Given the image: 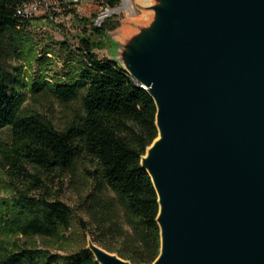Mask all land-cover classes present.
I'll return each instance as SVG.
<instances>
[{
	"label": "water",
	"instance_id": "water-1",
	"mask_svg": "<svg viewBox=\"0 0 264 264\" xmlns=\"http://www.w3.org/2000/svg\"><path fill=\"white\" fill-rule=\"evenodd\" d=\"M119 62L156 103L151 264H264V0H148ZM100 264H135L88 240Z\"/></svg>",
	"mask_w": 264,
	"mask_h": 264
},
{
	"label": "trees",
	"instance_id": "trees-1",
	"mask_svg": "<svg viewBox=\"0 0 264 264\" xmlns=\"http://www.w3.org/2000/svg\"><path fill=\"white\" fill-rule=\"evenodd\" d=\"M19 2L0 0V131L9 128L11 133L0 144V163L14 193L11 199L0 198V264H100L87 244L59 254L20 242V236L60 238L71 228L74 208L40 192L48 180L89 163L95 168H85L86 181L93 184L80 194L78 205L82 230L135 264H151L161 250L160 204L141 160L159 134L156 103L118 61L100 58L96 51L119 21L112 16L80 37L77 51L84 63L77 75L70 74L71 65L50 81L43 77L30 83L24 64L10 63L15 57L25 59L20 40L30 20L17 14ZM109 2L116 6L120 0ZM79 21L87 25L91 19ZM61 44L69 50L66 41ZM47 60V55L39 56L36 63L44 66ZM67 60L65 64L73 63L71 57ZM43 87L66 107L80 102L63 127L33 103L25 105ZM30 168L35 172L29 173Z\"/></svg>",
	"mask_w": 264,
	"mask_h": 264
},
{
	"label": "rangeland",
	"instance_id": "rangeland-1",
	"mask_svg": "<svg viewBox=\"0 0 264 264\" xmlns=\"http://www.w3.org/2000/svg\"><path fill=\"white\" fill-rule=\"evenodd\" d=\"M62 1L63 4L58 0V4L53 9L52 17L38 16L29 19L30 22L25 24L23 36L20 40V43L24 46L25 59L15 57L10 62L12 65L24 64V72L30 83L33 80L40 81L43 77L50 81L54 73L65 74L71 65L70 74L77 75L84 63L83 56L77 51L82 47L80 37L90 33L93 19L98 11V5L86 3L69 6L66 2L68 0ZM128 1L130 3L128 10L115 11L112 15L116 16L119 26L108 33V36L103 39L104 45L96 50L100 58L119 60L120 41L137 31L141 23L150 21L152 17L153 11L149 8L148 0ZM81 17L90 18V23L87 25L81 23L79 21ZM62 41L69 44V50L62 46ZM43 55L48 57L47 64L44 66L37 65L36 58ZM70 57L73 63L65 64V61H68L67 58ZM56 80L63 81V78H56ZM31 96V99L25 105L33 103L43 114L51 117L58 127H63L80 109L78 100L72 101L70 106L66 107L46 87H43L38 94H31ZM36 101L37 103H35ZM10 138L9 128L0 131V144L10 140ZM85 168L93 171L95 166L89 163L74 172H64L61 176L57 175L55 178H51L53 181L48 180V187L40 192L42 194L49 193L52 198H59L74 208L71 228L64 231L60 238L55 239L47 236H20L21 243L25 242L36 249H45L59 254L73 252L86 244L88 246V240L92 236L82 230L78 216L80 214L78 211L80 194L90 190L93 184L90 180L86 181L88 173ZM33 172H35V169L30 168L29 173ZM16 180L19 183L18 178ZM13 194L0 163V198L11 199Z\"/></svg>",
	"mask_w": 264,
	"mask_h": 264
},
{
	"label": "built area",
	"instance_id": "built-area-1",
	"mask_svg": "<svg viewBox=\"0 0 264 264\" xmlns=\"http://www.w3.org/2000/svg\"><path fill=\"white\" fill-rule=\"evenodd\" d=\"M60 3L63 1L59 0ZM55 0H20L17 7V14L25 19H32L38 16L52 17L53 9L58 4ZM69 6L95 3L98 11L93 19V25L102 26L116 11H126L130 8L128 0H120L116 6H112L109 0H68Z\"/></svg>",
	"mask_w": 264,
	"mask_h": 264
}]
</instances>
